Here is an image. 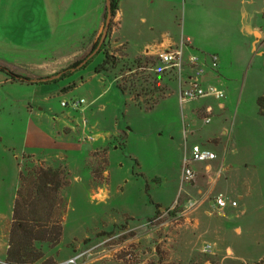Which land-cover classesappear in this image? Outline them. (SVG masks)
Masks as SVG:
<instances>
[{"label":"rangeland","instance_id":"1","mask_svg":"<svg viewBox=\"0 0 264 264\" xmlns=\"http://www.w3.org/2000/svg\"><path fill=\"white\" fill-rule=\"evenodd\" d=\"M195 1L197 2L194 6L202 10L200 1ZM191 3L184 0L178 7L180 9L178 19H181L180 35L184 34L185 38H196L202 46L215 50V52L210 50L207 52L218 55L219 62L221 61L218 69L221 78L220 83L211 84L223 90L226 96L219 100V103L224 104V109H218V103L208 99L212 103L215 102L214 121L211 125H206L201 117L195 116V125L189 128L194 130L196 138L199 135L211 133L220 135L228 131L224 142L231 139L232 145L240 149L239 154L232 158L241 161L248 158V124L250 126L255 124L248 121V114L256 121L257 111H260L258 99L264 95V0H228L206 5L208 12L206 14L202 11L203 16L215 19L216 15H221L216 14L218 9L228 8L229 19L223 25L219 22L217 28L211 21L204 23L205 29H200L191 23L188 27L183 23L185 4H190L186 7L187 16L190 12L188 8L193 5ZM69 28L61 30L44 52L26 53L19 57L30 65L27 69L29 72L35 73L39 70V66L35 63L38 65L44 63V72L49 69L69 68L90 51V46H84L87 38H80L79 32L77 34L74 32L77 28ZM260 35L261 39H259ZM123 48L115 47L112 51L124 52ZM101 59L102 55H95L89 66L97 65ZM153 61L154 63H149L144 77L148 79L150 86L156 85L161 90L162 98L160 97L161 100L154 110L146 111L143 106H139L141 103L122 95L113 87L93 108L94 112H98L100 105L108 103L102 114L105 130L112 129L116 119L120 128L130 134L129 144L119 151L117 162L109 168L108 176H103L104 165L102 168L87 169L81 165L72 168L65 164L61 165L58 158L49 159L46 163L42 162L45 167L60 168L64 172L65 188L62 190L64 201L62 200L63 205L60 204L61 207L56 212L58 219L61 216L63 218L64 232L61 244L55 249L44 246L46 257L37 264H66L71 260H74L75 264H190L192 260L200 261L201 253L199 254L197 250L193 251L192 247H189L190 242L180 247L174 242V238L180 234L181 229L177 226L183 221L180 215L184 210L183 205L190 199L180 179L185 155L183 129L190 124L187 119L188 114L195 112L202 101L181 105L175 73L165 69L160 60V63L154 59ZM84 71L73 73L64 81L62 87L71 85V89L60 95L55 88L54 93L57 95L50 96L47 114L52 120H58L60 128L64 126L63 124L74 122L81 127L84 121L85 124L90 121L89 115L79 113L80 109L87 107L86 104L78 111L72 109V104L82 99L89 104L88 87L81 88L80 74ZM128 78L127 74L123 76V79ZM63 103L66 106H63ZM96 117L100 116L96 115ZM0 123L2 124L0 125V165H12L13 169H16L15 175L16 172L20 175L21 166L28 164L23 160L21 153L27 117L16 107L13 112L12 107L8 105L6 110L0 111ZM258 124L259 132L264 135L263 116L258 117ZM257 133L255 129L254 134ZM73 137L77 145V138ZM84 144H86L85 150L93 149L92 143ZM246 145L247 149L243 148ZM145 150L157 151L158 163L150 164L151 160L144 154ZM14 156H18V162ZM29 162L40 163L35 158ZM195 168L198 169L200 176L205 173L204 164L196 163ZM140 172L144 175L162 177L161 180H157L158 184L161 182V187L155 186L153 182L150 183L149 189L144 187L146 211L152 210L155 213L157 204L169 207L176 203L170 210H161L151 219H141L136 222L124 218L126 208L121 205L127 203L130 197L137 199V186L146 185L145 178L136 175ZM259 176L260 182L264 185V169ZM126 182H129V187L124 190L125 195L122 197L112 195L106 204L100 203L99 196L93 197L95 194L92 190L99 194L98 188L105 184L111 183L114 191L117 185L121 186ZM190 194L192 198L199 197L196 189L190 191ZM216 195L213 193L210 201H215L218 197ZM209 217L212 220L214 217L217 218V214L212 212V216ZM194 235H198L197 231ZM238 248L241 251L238 256H249L248 259L252 260L244 259L246 262L226 260L223 264H264V259L261 261L257 259L259 254L244 252V247L240 244ZM262 251L260 255L264 256V246ZM207 256L211 258L210 253ZM211 262L216 264L213 259Z\"/></svg>","mask_w":264,"mask_h":264},{"label":"crops","instance_id":"2","mask_svg":"<svg viewBox=\"0 0 264 264\" xmlns=\"http://www.w3.org/2000/svg\"><path fill=\"white\" fill-rule=\"evenodd\" d=\"M182 1L184 0H120L108 41L111 42L113 48L124 47V52L131 60L140 57L157 58L160 52L177 48L183 40L188 43V50H185L186 57L191 52L201 54H210L207 50L215 52L212 48L207 49L202 46L196 38H185L184 34L180 35L181 19H178L180 13L178 7ZM186 1L193 4L190 9L188 8L190 12L187 16L186 7H189L190 4H185L184 8L183 23L188 27L191 23L200 29H205V24L211 21L212 24H216L214 27L217 28L219 22L223 25L229 19L228 8L218 9L216 14L220 13L221 15H216L215 19L202 15V11L206 14L208 12L205 8L206 5L228 0H199L202 10H199L198 6L195 7L194 3L197 1ZM107 9V0H0V68L34 80L31 85L12 83L8 81L6 73L0 71V111L6 110L10 105L13 112L16 107L27 117L26 130L21 145L22 158L32 156L44 163L49 159L58 158L61 165L65 164L69 168L77 165L87 169L102 168L104 165L103 176L106 177L109 175V168L117 162L119 151L129 144L130 134L120 128L116 119L112 129L105 130L102 114L108 103L100 105L98 112L93 111L95 105L101 102L104 94L111 87L119 92L111 77L94 73L103 58L97 65L88 66L80 74L82 76L81 88L88 87L89 104L87 102V107L80 109L79 113L89 115L90 121L86 124L83 123L81 127L75 125L74 122L73 124H63L64 126L61 128L57 119L52 120L48 117L47 108L50 104L51 94H55V88L58 91L57 94L60 93V95L72 88L71 85L62 87L68 77L64 79L60 76L53 77L63 68L62 70L49 69L44 72L45 64L35 63L36 66H39V70L32 73L27 70L30 65L23 61L24 59L19 58L26 53L44 52L60 31L69 27V29L77 28L74 29V32L76 34L79 32L80 38H87L84 46H90L91 51L94 30L98 29L96 35L98 37L99 30L106 20ZM259 39H261V35ZM84 57L82 56L78 60ZM47 77L51 78V81H40ZM220 78L219 70L212 71L208 68L204 83H220ZM208 99L217 102L218 109H224V104L219 103V100L201 99V105L195 110L196 113L192 111L187 116L190 123L186 126L187 128H192L195 125V116L203 119L209 111H211L212 117V122L209 125L213 123L215 102L212 103ZM96 115L100 117L98 118ZM260 116L257 111V118L254 121L248 114V121L255 124L252 126L248 124V149L247 145L243 146L248 150V158L241 159V161L232 158L239 154L240 149L232 145L231 139L224 142L228 131H224L220 135L216 133L199 135L198 138L195 137L196 133L194 132L186 139L183 129L185 155L191 145L199 144L210 149L217 157L208 162L192 163L191 168L196 178L191 182L183 183L182 181V163L180 179L186 188V195L190 196V199L183 205L184 210L180 214L183 221L177 226L181 229V235H176L174 242L180 247L188 245L190 242L189 247H192L193 251L197 250L198 253H203L206 246H211L210 257L216 264H223L226 260L243 262H246L244 259L252 260L248 259L249 256L237 255L241 252L238 244L244 247V252L259 254L257 259L260 261L264 259V256L260 255L263 253L264 246V185L260 182L261 177L259 176L264 169V135L259 132L258 117ZM0 125L2 124L0 123ZM255 129L258 131L257 134H254ZM73 136L77 138V145L74 143L75 137ZM90 136L93 139L86 140ZM84 143H92L93 149L85 150L86 144ZM144 154L152 161L150 164L153 165L158 161L157 151L145 150ZM14 157L18 162V156ZM196 163L204 164L205 173L201 176L198 169L195 168ZM120 166L122 165L120 164ZM15 171L16 169L14 170L12 165H0V264H6L9 248L8 236L19 186V173L16 172L15 175ZM140 174L144 175L141 172ZM143 178H145L146 185L137 186L138 198L130 197L127 203L121 205L126 208L123 214L124 218L136 222L141 219H151L156 215V210L155 213L152 210L146 211L147 201L144 200V187L149 189L150 183L153 182L152 179H162L157 175H144ZM153 183L155 186L161 187V182ZM128 185L129 182L121 186L117 185L113 191L111 183L105 184L98 188L99 194L92 190V193L95 194L93 197L99 196L100 203L106 204L112 195L124 196V190L129 187ZM194 189L197 190L199 196L197 199L192 198L190 194V191ZM213 193L217 194L216 196L228 197L230 200L228 207L221 210L216 204V199L210 201V196ZM232 202H236L237 205L232 206ZM173 205L163 207V205L157 204L156 206H160L161 211L170 210ZM212 212L217 214V218L214 217L211 220L209 216H212ZM195 231L198 233L196 236L194 235ZM234 255L235 257H233ZM206 264H210V261H207Z\"/></svg>","mask_w":264,"mask_h":264},{"label":"trees","instance_id":"3","mask_svg":"<svg viewBox=\"0 0 264 264\" xmlns=\"http://www.w3.org/2000/svg\"><path fill=\"white\" fill-rule=\"evenodd\" d=\"M119 4L120 0H110L113 19L118 11ZM106 16L107 13L105 19ZM112 27L113 20L107 38L96 54L102 55L103 61L95 68L94 73L111 77L122 95L133 99L139 104L141 103L138 105L143 106L146 111H152L162 98L160 96L161 90L156 85L150 86L148 79L144 77V72L148 70V65L154 63L153 59L159 63L160 61L158 58L153 57H141L131 60L125 52L119 50L114 51V53L111 42L108 41ZM97 32L98 29L94 30L91 51L83 59L76 61L71 67L63 69L53 77L60 76L64 79L73 73L88 68L94 57L80 70L74 71L97 49L101 39V36H96ZM0 71L6 73L8 81L12 83L22 85L33 83L26 82L25 79L29 80L30 78L20 76L7 69L0 68ZM125 74L128 75V79H123ZM258 106L260 109L259 114L264 117V95L258 99ZM23 160L28 164L20 168V183L16 193L13 219L9 230L6 264H37L41 262L46 257L44 246L47 245L55 249L61 244L64 232L63 218L61 216L58 219L56 216L58 208L63 205L64 201L62 197V190L65 188L63 170L45 167V164L40 161H38L39 164L29 162L34 160L32 156H24ZM136 175L137 177H144L140 173ZM157 180L152 179L153 182ZM160 208V206H156V214L159 213ZM199 257L200 261L192 260L190 264H205L206 261H210V264H212V259L207 254L201 253Z\"/></svg>","mask_w":264,"mask_h":264},{"label":"built area","instance_id":"4","mask_svg":"<svg viewBox=\"0 0 264 264\" xmlns=\"http://www.w3.org/2000/svg\"><path fill=\"white\" fill-rule=\"evenodd\" d=\"M188 50V43L182 41L181 44L170 50H164L160 52L157 58L164 64L165 69L172 70L177 78L179 85L178 96L181 105L187 102L197 101L205 98H213L215 100H222L225 98V93L214 87L212 84H205L204 77L207 69L217 71L220 66L219 57L217 54H197L190 53L188 57L185 55V50ZM86 101L81 100L72 104V109L78 111L82 105H85ZM63 106L66 104L63 103ZM206 125L212 122L211 111H209L203 118ZM86 121H84L85 124ZM194 131L185 128L184 137L187 139L193 135ZM92 137H88L86 140H92ZM216 154L211 150L202 147L199 144L191 145L189 151L186 153L182 167V181L191 182L195 180L196 175L191 168L194 162H208L216 159ZM230 200L224 195H220L216 198V204L221 210L228 207ZM232 206H236V202L231 203ZM211 252V246H206L203 249L204 254ZM66 264H75L74 260L66 262Z\"/></svg>","mask_w":264,"mask_h":264},{"label":"water","instance_id":"5","mask_svg":"<svg viewBox=\"0 0 264 264\" xmlns=\"http://www.w3.org/2000/svg\"><path fill=\"white\" fill-rule=\"evenodd\" d=\"M107 8H108V12H107L105 23L101 26V28L99 30L98 37L101 36V39H100V43H99L97 49L90 56H88L86 58V60L81 65H79L77 68H75L74 71L79 70L83 66H85L88 63V61H90L98 53V51L101 49V46L104 44V42L107 38V34H108L110 24L113 20V15H112L111 6H110V0H107ZM25 80H26V82H29V81L34 82V80H32V79H29V80L25 79ZM41 81L42 82H49V81H51V78H44Z\"/></svg>","mask_w":264,"mask_h":264}]
</instances>
